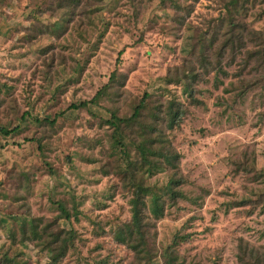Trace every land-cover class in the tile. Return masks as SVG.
I'll return each instance as SVG.
<instances>
[{
	"label": "rangeland",
	"instance_id": "374dc122",
	"mask_svg": "<svg viewBox=\"0 0 264 264\" xmlns=\"http://www.w3.org/2000/svg\"><path fill=\"white\" fill-rule=\"evenodd\" d=\"M230 1L0 0V264H264V0ZM138 107L176 170L115 142ZM139 180L151 257L116 239Z\"/></svg>",
	"mask_w": 264,
	"mask_h": 264
},
{
	"label": "trees",
	"instance_id": "16d2710c",
	"mask_svg": "<svg viewBox=\"0 0 264 264\" xmlns=\"http://www.w3.org/2000/svg\"><path fill=\"white\" fill-rule=\"evenodd\" d=\"M81 2L82 0H70V3L75 6H77ZM230 3L232 6L236 7V5L238 4V0H231ZM228 9H229L228 12L231 14L229 15V23L233 25L234 15L232 14V11L230 10L229 7ZM234 38H235V33H234ZM262 54H264L263 49L260 51V55ZM218 68L220 69V71H223L221 70L222 68L219 64L217 66V69ZM195 76L196 74L192 72V77L195 78ZM187 87L189 88V85H187ZM94 101L95 99H92L90 101H86V100L81 101L80 103H74V104H71L70 108L74 110L85 108L88 106L89 103H94ZM141 106L144 107L143 103L141 104ZM139 107L138 109H136L134 114L128 118H120L114 115L113 118L115 120H110V123L115 125V138H116L115 142L123 145L124 138H125L124 133L126 132V129L129 127H133V125L138 122L139 130H140V132L138 133L140 137L142 138V143L137 146L142 156V166L141 167L142 168L148 167V171L151 172V174H154L153 170H157V169L156 167L153 168V166H156V164H153V163L154 162L156 163V160L158 161L157 157L161 156L164 158V161L166 162V164H163L164 167H172L173 169L176 170L178 168L177 163L180 160V154L176 151L168 150L167 147L165 151L162 152L161 149H158L156 147L157 142L161 144H165V138L161 136V131H159L158 128L154 124L147 125V124H143L139 122V114H140ZM184 110L185 109H183L181 106L179 107L177 106L175 107L174 105L170 106L168 116H173V118H171L168 122V125L170 128L175 126V123L177 122L178 117L182 116L181 111H184ZM36 119L40 123H42L43 121L45 122L49 121L51 125H54V123L56 122V118L50 119L46 117L44 120H39L38 118ZM17 129H18V126L14 128H7V127L0 128L1 133L3 135H9L13 133L14 131H16ZM147 131H151L154 133L156 132L157 135L152 138L150 136L145 137V134ZM153 158H156V159L152 160ZM179 184H180L179 180L175 178H172L170 180V183L168 184V189L172 197H176L179 195V192H176L175 190ZM132 185L134 187L132 190L133 197L131 199L133 209H132V222L130 223L132 224H127L125 228H121L120 230H118V232H116V239L119 240L122 244L127 245L134 252L140 254L141 257L142 256L151 257L150 252H148V249L146 248L147 246L146 238L147 237L142 228L143 226L142 222L144 221L145 216L147 214V209L156 219H159L164 216L166 207L165 205L160 203L161 200H159V198L156 197L155 194H153L150 187L145 185L143 181H140L139 183L132 182ZM148 192H152L153 197H154L151 200L152 195L150 196V203L147 200ZM59 208L62 214L64 213L67 217L69 212L67 211L65 206L62 204H59ZM36 232L37 230L35 229V227H33L32 233L36 234ZM52 239L53 240H51L50 242H55L58 240V237H54ZM69 240L73 241V238L70 237ZM64 242H68V240H63V243ZM62 249H65V247H63ZM175 260L176 258L170 255L168 258V264H176ZM259 260L260 258L257 259L256 264H258Z\"/></svg>",
	"mask_w": 264,
	"mask_h": 264
}]
</instances>
